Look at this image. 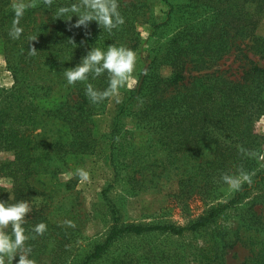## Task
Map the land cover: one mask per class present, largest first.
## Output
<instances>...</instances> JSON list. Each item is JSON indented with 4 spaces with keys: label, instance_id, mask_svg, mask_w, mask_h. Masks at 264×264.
Segmentation results:
<instances>
[{
    "label": "trees",
    "instance_id": "1",
    "mask_svg": "<svg viewBox=\"0 0 264 264\" xmlns=\"http://www.w3.org/2000/svg\"><path fill=\"white\" fill-rule=\"evenodd\" d=\"M188 1L184 12L187 15L181 13L167 40L155 47L152 55L138 58L143 57V65L127 98L136 105L131 110L136 123L155 132L156 141L168 152L167 157L184 156L194 162L195 176H202L179 181L180 190L175 196L182 201L193 193L207 198L212 190L223 184L219 179L223 172L236 173L242 168L254 172L253 177L264 174V167L257 168L264 135L256 125L264 115V66L252 65L239 79L208 70L229 50L236 38L254 33L264 17V0ZM74 2L78 0H53L48 6L39 0L36 6L26 10L21 19L25 29L21 38L12 39L8 35L13 19L12 8L9 0H0L2 53L8 64L18 70L24 83L22 90L25 89L24 95L28 97L19 108L11 107L16 122L0 120V150L13 152L12 159L0 162V175L11 183L9 188L0 185V198L9 196L10 200H28L31 203L27 217L29 226L46 221V232L28 241L34 257L46 252L53 254L48 241L55 240L62 245L61 242L68 239L69 231L66 235L67 228L64 230L49 223L48 213H44L47 205L45 194L30 176L39 170L46 153L79 156L93 152L98 139L94 134L92 116L110 98L92 103L85 94V82L69 85L62 70L78 63L94 45L107 47L109 43H122L140 52L141 36L136 24L147 19L149 9L148 0H119L126 22L118 30L108 33L95 21L85 29L83 26H71L75 16L72 21L55 18L58 6ZM34 36L36 38L29 41ZM69 38L76 47L69 43ZM252 42L264 51V36H253ZM29 46L36 48L35 55L29 53ZM160 66L168 70L167 75L160 71ZM144 68L147 69L146 74L142 73ZM53 74L60 78L54 80ZM50 75L53 76L50 78ZM42 79H51L52 84L41 85ZM57 81L65 85L62 94L41 113L51 119L52 124L58 121L67 129L53 139L51 150L47 152L29 123L33 125L37 121V91L44 87L46 91L42 95H46L56 88ZM107 82L106 75L92 80L100 89L105 88ZM5 115L9 117V114ZM246 195L247 185L244 184L228 202L210 206L187 225L129 223L117 226L114 222L104 242L95 244L87 257H100L112 239L125 234L161 231L181 235L187 230L196 232L214 222L223 208ZM263 225L260 229L264 231ZM217 244L211 242L201 246L193 261L167 254L166 264H225L222 252L217 251L220 248ZM65 255L63 250L53 255L47 264H61ZM243 264H264V248L257 249Z\"/></svg>",
    "mask_w": 264,
    "mask_h": 264
},
{
    "label": "rangeland",
    "instance_id": "2",
    "mask_svg": "<svg viewBox=\"0 0 264 264\" xmlns=\"http://www.w3.org/2000/svg\"><path fill=\"white\" fill-rule=\"evenodd\" d=\"M38 2L33 0L32 7ZM12 3L13 0H9L10 7ZM148 3L147 19L136 24L141 36L138 58L152 55V50L167 40L181 13L187 15L184 12L189 1L148 0ZM253 36H264V17L251 36L236 38L229 50L208 70L239 79L252 65L264 66V51L253 45ZM143 57L137 60L134 72L137 77ZM160 71L168 74L162 66ZM52 78L60 77L54 75ZM47 82L52 84L51 79H42L40 84ZM22 86L24 83L18 70L8 64L0 43V120L8 123L17 121L11 107L19 108L28 99ZM55 86L46 95H42L46 91L44 87L37 91V121L33 125L29 123L47 152L51 150L53 139L67 129L58 121L52 124L51 119L41 113L54 103L53 100H59L65 87L58 81ZM129 91L130 88H122L121 102L117 103L110 97L92 116L94 134L98 139L93 152L79 156L46 153L39 170L30 176L45 194L47 205L44 213H48L49 223L64 230L67 228L66 235L69 231L68 239L62 241V245L55 240L48 241L53 254L46 252L36 256L38 264H47L53 255L63 250L66 255L61 264H166L167 254L193 261L199 248L211 242L220 246L217 251L222 252L225 264H243L257 249L264 248V231L260 229L264 224V174L252 177L251 185L245 183L248 195L219 211L208 227L196 232L187 230L181 235L161 231L125 234L112 239L100 257H87L95 244L104 242L114 222L117 226L129 223L187 225L210 206L222 205L235 194L223 183L205 199L195 193L184 201L175 196L180 190L179 181L202 176H195L194 162L184 156L167 157L168 152L156 141L155 132L136 123L134 115H131L136 105L127 99ZM256 125L264 135V115ZM261 153H264V141ZM12 158V151L0 150V162ZM257 162V168L264 167V159L257 157ZM81 167L90 172L89 180L81 182L78 176L73 175L65 181V173L75 172ZM10 184L7 177L0 175L1 186L9 188ZM67 220L73 224L66 223Z\"/></svg>",
    "mask_w": 264,
    "mask_h": 264
},
{
    "label": "clouds",
    "instance_id": "3",
    "mask_svg": "<svg viewBox=\"0 0 264 264\" xmlns=\"http://www.w3.org/2000/svg\"><path fill=\"white\" fill-rule=\"evenodd\" d=\"M43 2L51 6L53 0ZM32 6L33 0H13V19L8 30L12 39L21 38L25 31L21 19ZM73 16L76 19L72 27L83 26L86 29L91 21H95L100 29L108 33L118 30L126 22L120 10L119 0H78L56 8L55 18L72 21ZM35 38L36 36L31 37L29 41ZM69 43L76 47L71 38ZM29 53L35 55L36 48L29 46ZM137 59V51L126 44L109 43L107 47L94 45L88 48L78 63L63 68L62 71L69 85H74L77 81L85 82V94L92 103H99L109 97L119 103L122 99L121 89L131 88L138 81V77L134 75ZM142 73L146 74L147 69L144 68ZM103 75L108 77L107 86L103 89L95 87L92 80ZM258 158L264 159V153L258 154ZM254 174L241 168L236 173L223 172L219 179L230 191H239L245 183H253ZM73 175L78 176L81 182L90 179V172L81 167L75 172L65 173V181L70 180ZM30 211L31 203L26 199L10 200L9 196L7 199L0 198V264H38L32 254V245L28 241L43 235L48 225L46 221L41 220L29 226L27 217ZM65 222L73 224L71 220Z\"/></svg>",
    "mask_w": 264,
    "mask_h": 264
}]
</instances>
